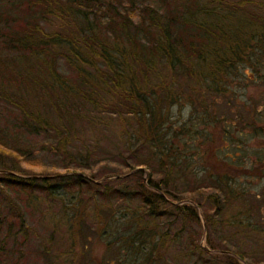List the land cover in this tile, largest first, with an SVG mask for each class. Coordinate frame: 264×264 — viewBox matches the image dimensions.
<instances>
[{
  "label": "trees",
  "instance_id": "1",
  "mask_svg": "<svg viewBox=\"0 0 264 264\" xmlns=\"http://www.w3.org/2000/svg\"><path fill=\"white\" fill-rule=\"evenodd\" d=\"M59 60L69 76L57 71ZM255 85L264 87V0H0V112L12 127L0 126V187L62 201L67 241L82 264L88 262L81 242L90 238L123 249L134 264L162 260L174 239L153 222L164 213L182 226H204L208 250L222 251L203 249L190 232L188 250L197 258L242 264L237 256L255 264L219 228L258 231L250 203L241 202L246 190L202 163L244 166L246 142L264 141V95L263 104L245 95L247 109L233 114L232 131L212 108L218 98L235 100L236 88L242 96ZM174 106L189 108L188 117L170 121ZM105 118L118 123L117 143L113 154L99 155L83 128ZM216 126L221 144L199 154L194 142H211L206 129ZM230 140L239 152L220 158ZM33 150L54 153L60 165H43ZM193 155L205 181L189 184ZM260 162L264 153L253 159ZM126 181L132 189L121 191ZM114 194H128L131 204L115 210L108 198ZM12 211L0 204V264L24 226L17 209L8 218Z\"/></svg>",
  "mask_w": 264,
  "mask_h": 264
},
{
  "label": "rangeland",
  "instance_id": "2",
  "mask_svg": "<svg viewBox=\"0 0 264 264\" xmlns=\"http://www.w3.org/2000/svg\"><path fill=\"white\" fill-rule=\"evenodd\" d=\"M56 69L66 77L70 75V72L66 69L61 60L57 61ZM232 83L236 84L235 86L237 87L241 84L238 83L235 78ZM260 88L261 90L264 89V87L258 85L250 87L249 89L246 88L245 94L243 93L242 96L240 89L236 88L235 93L237 96L234 97L235 100L232 98V100H229L226 104L218 98L215 102L216 105H212V108L215 112L224 116L225 123L219 125L228 128L230 131L233 130L234 125H231L233 114L237 112V110L244 113V110L247 109L242 103L246 94L250 96L252 101L255 100V103L263 104L260 98L264 95V92L258 93ZM208 99H211V97L209 96ZM241 106L243 107L241 108ZM188 112L189 108H183L181 111H178L177 107L174 106L171 109L170 121H174V119L177 118H179V120L185 119L188 117ZM4 117H6V115L0 112V126H6L7 130L12 131L11 125L6 121H10L9 117H7L6 120H4ZM228 124L231 126L228 127ZM92 125L93 127L91 128H83V131L90 139L97 141L96 144L93 145L95 146L94 149L96 153L101 155V153L107 151L112 152L113 146L116 145L114 142L117 143L115 131H118V123L116 121L106 120L105 118L104 124L94 122ZM201 126L202 125H197L196 128L201 130ZM206 130H211L215 138L209 143L201 141L194 142V144H198V153H203V155L213 149L211 146H219L221 144L219 140L220 127L216 126L213 129L207 128ZM234 135L237 136L236 138L244 137L243 134L238 132H235ZM222 137L228 142L229 136ZM27 138H30L34 144L42 142V138L37 136H27ZM224 144L227 145V147L220 149V158L222 157L221 154L224 153L232 155L235 152H239L234 148V144L231 140L228 144ZM224 144L222 145L224 146ZM180 147V144H178V149ZM258 150L262 152L256 153ZM243 152L248 156V162L245 163L244 166H234L229 170H223V168L219 166V163L215 162L213 158H211L209 162L204 159L205 161L202 163L206 166L207 172L218 170L220 172L229 173V176L235 178V187L240 185L246 190L248 194L247 198L249 199L245 198L243 201L241 200V202L243 205H245V203H250L253 214L252 217L250 216L249 220L254 223L258 231L238 230L236 229V225L227 224L220 225L219 228H221V233L225 236L227 241L240 249L248 260L255 262V264H264V163L262 164V162H260L253 164V159L261 155V153H264V141L260 138L251 139L250 142H246ZM33 153H35V157L39 159L43 165H60L59 158L54 153L48 154L44 150H33ZM111 154H113V152ZM138 154L144 155L145 151H138ZM186 154H191V150ZM110 158L112 159V157ZM197 158L196 155H193V160L190 163L191 167L187 170L189 174L187 178L189 184H193V180L199 182L205 181L202 172L197 171L199 168H195L201 164L199 161H195ZM21 166H24V164H21ZM130 183V181H126L119 183L121 186H117H119L121 191H128L126 187L131 188L132 186ZM108 198L115 210L121 209L124 205L130 203L128 194H114L110 195ZM239 202L240 200L235 201L233 205L238 206ZM0 204L10 207L11 210H13L8 214L9 219L12 213L17 209L22 214L24 220L21 235L18 233L14 239L10 238L6 245L8 255L5 264H82L80 256L78 255L79 252L74 251V249L70 247L69 241H67L65 232L67 220L63 215V208L61 207L62 201L58 198L46 196L40 191L23 194L3 186L2 188L0 187ZM206 212L211 213V210H206ZM234 212L235 208H232L226 216L233 215ZM153 222L159 226V230H166L167 228V233L169 235H174V239L167 247L162 260L155 261L153 264H211L210 261L212 260L209 258H197L188 250V248H190V244H188V235H191L190 232L193 233V238L196 237L194 242L201 243V237L204 236L205 238L207 230H204V233L201 232L200 227L197 224L195 225V223L194 225L185 223L184 226H182V222L179 219H172L165 213L153 219ZM209 233H211L209 237L212 238V240L215 239L214 235L216 233L212 232V230ZM81 247L83 256L88 262L87 264H132L131 260L134 264L135 261L133 258L131 259V256L127 255L123 249H115L112 245L104 247L100 241L93 238H90L87 242H81ZM135 264H138V262Z\"/></svg>",
  "mask_w": 264,
  "mask_h": 264
},
{
  "label": "water",
  "instance_id": "3",
  "mask_svg": "<svg viewBox=\"0 0 264 264\" xmlns=\"http://www.w3.org/2000/svg\"><path fill=\"white\" fill-rule=\"evenodd\" d=\"M135 170H139V168H135L134 170H131V171H129V172H127V173H125L124 175H122V176H125V175H127V174H129V173H131V172H133V171H135ZM142 178H143V180H145L146 179V172L143 170L142 171ZM199 217H200V221H201V223H202V225H203V219H202V217H201V213L199 212ZM202 232L204 233V226H203V230H202ZM201 246H202V248L203 249H205V250H208V248L206 247V245L204 244V236L203 237H201ZM210 253H220V252H222V251H217V250H208ZM235 256V255H234ZM237 259H238V261L240 262V263H242V264H246L242 259H240L239 257H237V256H235Z\"/></svg>",
  "mask_w": 264,
  "mask_h": 264
}]
</instances>
